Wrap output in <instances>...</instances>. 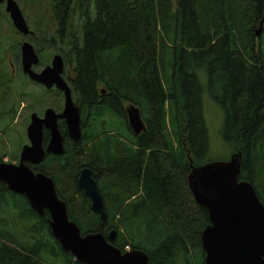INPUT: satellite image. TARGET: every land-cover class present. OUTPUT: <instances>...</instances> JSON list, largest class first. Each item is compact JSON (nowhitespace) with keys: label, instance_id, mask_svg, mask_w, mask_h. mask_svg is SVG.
<instances>
[{"label":"trees","instance_id":"1","mask_svg":"<svg viewBox=\"0 0 264 264\" xmlns=\"http://www.w3.org/2000/svg\"><path fill=\"white\" fill-rule=\"evenodd\" d=\"M76 5L80 36L64 51ZM53 9L57 48L71 54L83 120L79 142H67L56 172L43 173L69 219L83 235L114 230L112 245L145 252L149 264H190V254L203 264L208 214L187 176L190 165L207 162L205 92L223 113V142L242 154L239 180L252 183L264 205V54L254 46L264 0H53ZM100 88L107 96L99 102ZM122 102L140 109L141 134L129 127L127 138L123 133ZM82 167L98 183L105 222L77 187ZM49 218L0 183V264H82L52 237Z\"/></svg>","mask_w":264,"mask_h":264},{"label":"water","instance_id":"2","mask_svg":"<svg viewBox=\"0 0 264 264\" xmlns=\"http://www.w3.org/2000/svg\"><path fill=\"white\" fill-rule=\"evenodd\" d=\"M5 0H0V5ZM6 11L10 14L16 29L24 35L32 33L16 0H6ZM259 35V30L256 31ZM24 73L36 82L65 93V108L54 115L49 110L42 120L32 114L27 133L31 145L24 146L19 164L0 162V183L14 194L24 196L30 207L40 216L50 215L49 225L52 237L61 249L70 253L82 264H149L148 255L141 250L123 252L110 243L116 232L107 237L102 233L81 234L78 225L69 219L65 202L59 198L50 176L35 172L26 165L41 163L46 153L63 154V138L57 128V119H64L68 135L74 143L81 138L80 113L71 101L69 88L63 81V60L57 55L52 67L42 73L32 70L40 62L34 46L28 42L22 45ZM127 122L137 136L146 130L140 109L129 104L126 107ZM44 128L50 129L51 140L47 151L43 148ZM242 169V154L234 152L228 160L210 161L199 166L190 165L187 176L188 188L195 203L208 214L209 224L201 232L203 264H264V205L258 198L252 183L239 180ZM77 187L90 202L91 211L102 222L107 220L105 204L98 183L89 168L79 172Z\"/></svg>","mask_w":264,"mask_h":264},{"label":"rangeland","instance_id":"3","mask_svg":"<svg viewBox=\"0 0 264 264\" xmlns=\"http://www.w3.org/2000/svg\"><path fill=\"white\" fill-rule=\"evenodd\" d=\"M24 13L30 28L36 32V38H25L17 32L6 12V3L0 5V162H19L20 154L24 145L29 143L27 128L30 124L31 114L44 110L46 100L40 104L42 90L30 83L23 73L20 45L23 41H30L37 47L47 49L48 54L55 53L50 47L51 39L56 37L57 24L54 22L53 0H16ZM79 1V0H77ZM71 9L66 37L62 43L67 51L72 46L75 36H80L81 21L78 19L79 10ZM92 12L93 9L90 7ZM259 35L255 38V50L264 54V24L258 23L255 31ZM59 39H57V43ZM48 58V56H47ZM200 82L206 88V75L199 74ZM206 93V92H205ZM202 97V110L205 125L208 132L209 149L205 161L228 160L233 149L223 142L220 129L223 122L221 109L206 94ZM44 96V95H43ZM58 105V102H57ZM125 106L129 103L125 102ZM104 119H110L105 117ZM119 123L114 120L112 124ZM121 124V123H120ZM118 126V125H115ZM109 128V126H107ZM123 133L129 136L128 126L123 122ZM13 196H10L12 200ZM16 199V198H14ZM21 206L23 205L19 202ZM11 213L6 214V222H11ZM130 248V246H129ZM126 247V250H129ZM190 264H197V260L189 255ZM186 264V261L181 263ZM188 264V263H187Z\"/></svg>","mask_w":264,"mask_h":264},{"label":"flooded vegetation","instance_id":"4","mask_svg":"<svg viewBox=\"0 0 264 264\" xmlns=\"http://www.w3.org/2000/svg\"><path fill=\"white\" fill-rule=\"evenodd\" d=\"M4 2L6 3V0ZM8 15L11 19V16L9 13H8ZM23 15H24V13H23ZM11 21H12V19H11ZM54 22L57 24L55 19H54ZM12 23H13V21H12ZM27 24H28V22H27ZM13 26H14V24H13ZM28 26H29V24H28ZM14 28L16 29L15 26H14ZM29 28H30V26H29ZM30 30L32 31V33H30L29 35H24L23 33L19 32L18 30H17V32L22 34L26 39L31 38V37L36 38V32L33 31L31 28H30ZM25 42L32 44L30 41H23L20 45L22 68H23L22 45ZM50 42H51L50 47L52 49H54L57 46V32H56V37L54 39L52 38ZM32 45L34 46V48H35V50L39 56V59H40V62L37 65L32 66V70L35 71L36 73H42L45 69L52 67V62H53V59L55 56L59 55L62 58V60H63V73L61 74V77H62L63 81L65 82V84L67 85V87L69 88L71 101L73 103H75L79 108L80 130H81V134H82V127L81 126H82V120H83V108L81 105L80 98L78 97V92H77L76 86L74 87V85H75L74 73L75 72H74V68L72 66V59L70 58L71 54L70 53L64 54L61 51L60 47H58V51H57V49H54L55 53L48 54L47 49H49V47H45V48L41 49L39 47L36 48V46L34 44H32ZM47 56H48V58H47ZM23 73H24V69H23ZM25 76L29 79L31 84L37 86L40 91L42 90V92H43L41 95L42 99L40 100L39 103L41 104L42 101L44 103V99L46 100V103H48L46 105V107L44 108V110H40L39 113H37V112H33V113H37L38 117L42 120L46 119V115H47V112L49 110H52L54 115L61 114L63 109L65 108V101H66L64 91H60L59 89H57L56 83H52V85L50 87H48L47 85H45L43 83H39V82L32 80L30 78V76L27 74H25ZM98 90H99L98 98H99V102H100L103 97L107 96V91H106V89H102V88H100ZM57 102H58V105H57ZM121 104H122V109L124 110V113H125V118H123V120H124L123 122H125V121H127V114H126V107L127 106L124 105V102H122ZM32 114H31L30 124L32 122ZM30 124H29V126H30ZM56 124H57V128H58V130L61 133L62 138H63L64 152H63V154H60V155H55L52 152L46 153L44 160L39 164H32L30 162H26L25 164L28 165L30 168H32L35 172H56L57 169L55 168V166H56L57 162L55 161V158L60 157V156L65 154L67 142L74 143V141L72 139H70V137L68 135V129H67L66 121L64 119H57ZM127 125H128V122H127ZM27 130H28V128H27ZM43 132H44V137H43L42 145H43L44 150L47 151V148L50 145V140L52 137L51 131H50V129L44 128ZM27 136H28V133H27ZM28 140H29V138H28ZM74 144H77V143H74ZM26 145H31L30 140H29V143ZM26 145H24V146H26ZM24 146H23V148H24ZM23 148H22V150H23ZM21 154H22V151H21ZM21 154H20L19 162H17V163L14 162L15 164L20 163ZM84 168H88V167H82L79 172H81V170ZM90 171H91V169H90ZM55 188H56V186H55ZM110 232H111V230L107 233V236L109 235Z\"/></svg>","mask_w":264,"mask_h":264}]
</instances>
